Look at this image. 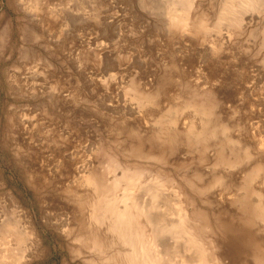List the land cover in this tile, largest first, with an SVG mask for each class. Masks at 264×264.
<instances>
[{
  "label": "rangeland",
  "instance_id": "1",
  "mask_svg": "<svg viewBox=\"0 0 264 264\" xmlns=\"http://www.w3.org/2000/svg\"><path fill=\"white\" fill-rule=\"evenodd\" d=\"M32 1L0 0V260L127 264L92 218L129 195L181 211L168 259L264 264V0Z\"/></svg>",
  "mask_w": 264,
  "mask_h": 264
},
{
  "label": "bare ground",
  "instance_id": "2",
  "mask_svg": "<svg viewBox=\"0 0 264 264\" xmlns=\"http://www.w3.org/2000/svg\"><path fill=\"white\" fill-rule=\"evenodd\" d=\"M34 1V2H33ZM32 2L37 6L38 2H40V0H33ZM181 2L183 0H180ZM179 1V2H180ZM186 1V0H184ZM177 0H173L171 1V3L168 4V14L167 16L172 17V14L174 15L176 13L175 8L177 7ZM244 2V1H242ZM244 4V3H243ZM241 3V6L243 5ZM34 5V6H35ZM180 5V4H178ZM33 6V7H34ZM41 6V4H40ZM44 6V5H43ZM228 6V5H227ZM244 6V5H243ZM32 7V8H33ZM245 7V6H244ZM182 8V7H181ZM228 8V7H227ZM166 9V8H165ZM227 11V10H226ZM230 11V10H229ZM180 11H178L176 13V16L179 15L178 13H180ZM182 15V12L180 14V16ZM179 16V17H180ZM178 17V16H177ZM175 16L174 19L175 20ZM183 18V17H180ZM170 19V18H169ZM178 19V18H176ZM180 20V19H179ZM185 20V19H184ZM183 20V21H184ZM182 22V21H181ZM186 22V21H185ZM184 22V23H185ZM186 24V23H185ZM125 179V178H124ZM130 179V178H128ZM136 179V178H135ZM92 181L94 182V179H92ZM130 181V180H129ZM118 183V180L115 181V183ZM133 182V181H132ZM137 182V181H136ZM135 182V183H136ZM90 184L91 181L89 182ZM116 183V184H117ZM131 183V182H130ZM89 184V185H90ZM114 184V182H113ZM127 184V183H126ZM132 184V183H131ZM117 186V185H116ZM128 188L130 186L129 182H128ZM132 186V185H131ZM134 186V185H133ZM96 188V187H95ZM153 192V191H152ZM154 193V192H153ZM130 194V193H128ZM152 194V193H151ZM153 195V194H152ZM157 195V194H156ZM155 195V196H156ZM129 195H124L121 198H117L115 200L110 199V200H104V202L100 203V205H97L93 208L94 214L95 216L92 218L94 224L96 225V227H105V230L103 229V234L105 236L110 235V238L114 239L116 244L124 247V251L122 252V256L124 257L125 261L127 262V264H203L204 262L202 260H200V257H196L197 255H194L193 253V257L189 260H177V262H175L172 257H174V255L176 256V252H172L170 253V257L168 259V254L165 253L166 250L161 251L159 250V248L162 246L160 245V237L163 235H167L168 233L174 234L176 231H178V229L183 228V225L181 226L182 222H183V215L181 214V211L178 210V213L176 216V223H167L166 221H163V219H161V217H155L152 218V214L150 215V211H149V207L146 206L145 203H143L144 201L146 202V200H144L141 205H139L135 200L136 199H132L131 197H128ZM135 197V196H134ZM155 198V197H154ZM157 199V198H156ZM100 200V199H99ZM143 200V199H142ZM158 200V199H157ZM156 201V200H155ZM140 203V202H139ZM95 205V204H94ZM155 205V204H154ZM153 203L150 206H154ZM158 206V205H157ZM156 207V206H154ZM152 209V207H151ZM155 209V208H154ZM179 209V208H178ZM151 212H153V210H151ZM176 212V211H175ZM171 213V214H175ZM155 213V212H154ZM170 214V213H169ZM154 215V214H153ZM168 215V214H167ZM163 216V215H160ZM169 216V215H168ZM172 216V215H171ZM9 218V217H8ZM10 219V218H9ZM1 221L4 220L3 218L0 219ZM8 220V219H7ZM15 220V219H14ZM144 221V224H143ZM170 221V219H169ZM3 223V222H2ZM10 225L12 226L11 222L7 221L3 224L2 228H0V233L6 235L8 234L7 230H9ZM147 225H152L154 226V229H152V231L150 232V236L152 237L150 240H152V242L149 243V239L145 240L143 235V231L146 228ZM185 226V225H184ZM15 227V226H14ZM16 228V227H15ZM12 229V228H11ZM10 229V230H11ZM101 229V228H100ZM146 230V229H145ZM151 230V229H150ZM181 230V229H180ZM186 230V229H185ZM15 231V230H14ZM12 231V232H14ZM182 231H184V229H182ZM7 232V233H6ZM11 232V231H10ZM9 232V233H10ZM187 232V231H186ZM18 233V232H17ZM12 234V233H11ZM15 234V233H14ZM21 234V233H19ZM19 234H15L13 236H15V239L18 241L21 240V238L24 236L21 234L22 237H20ZM102 234V233H101ZM146 234V233H145ZM180 234V233H179ZM183 236L185 234H182ZM181 235V238L183 237ZM180 237V235L178 236ZM1 238V237H0ZM5 238V237H3ZM8 238V237H6ZM12 237H9V239ZM22 238V239H23ZM168 238V237H167ZM2 239V238H1ZM13 239V238H12ZM12 239H10L12 241ZM95 239V238H94ZM193 239V238H192ZM191 239V240H192ZM188 240V239H187ZM190 240V241H191ZM14 241V240H13ZM178 241V240H177ZM189 241V240H188ZM2 242V240H1ZM16 242V241H15ZM22 242V240H21ZM19 242V243H21ZM113 242V241H112ZM183 242V241H182ZM185 242V241H184ZM192 242V241H191ZM94 243L96 244L97 241L94 240ZM194 243V242H193ZM193 243H190L191 245ZM22 244V243H21ZM180 244V243H179ZM185 244V243H184ZM184 244H181L184 246ZM5 245V243H4ZM20 245V244H19ZM97 245V244H96ZM97 251L100 252V247L98 248V246H96ZM140 245L139 248H137V246ZM180 245V246H181ZM1 246V245H0ZM9 246V245H8ZM15 246V243H14ZM18 246V245H17ZM179 246V249H180ZM190 245L188 244V247ZM163 247V246H162ZM161 247V248H162ZM187 247V248H188ZM191 247V246H190ZM7 248V247H6ZM9 248V247H8ZM157 248V249H156ZM160 248V249H161ZM1 249H4L6 251V249L3 247ZM11 249V246L10 248ZM15 249V248H14ZM13 249V250H14ZM19 248H16V250ZM122 249V250H123ZM169 249V248H168ZM172 249V248H170ZM169 249V250H170ZM177 249V248H176ZM190 249V248H188ZM22 250V249H21ZM174 250V249H173ZM181 250V249H180ZM1 251V250H0ZM8 251V250H7ZM19 251V250H18ZM179 251V250H178ZM177 251V252H178ZM192 251V250H191ZM4 252V251H3ZM10 252V251H9ZM103 252V251H102ZM1 253V252H0ZM20 253H26L24 252V249L22 252ZM188 253V252H186ZM197 253V252H196ZM4 254V253H3ZM200 254V253H199ZM7 256V254H4ZM26 255V254H25ZM117 255H121L119 251H117ZM201 255V254H200ZM0 256H3L2 253ZM18 256V255H16ZM195 256V257H194ZM199 256V255H198ZM14 257V256H13ZM26 257V256H25ZM8 258V257H7ZM21 258V257H20ZM175 258V257H174ZM182 258V257H181ZM5 259V257H4ZM176 259V258H175ZM189 259V258H188ZM204 259V258H203ZM10 260V259H9ZM5 260H0V264H3ZM6 262V261H5ZM9 262V261H8ZM7 262V263H8ZM21 262V261H20ZM125 262V263H126ZM11 263V262H10ZM15 263V262H14ZM5 264V263H4ZM97 264V263H96ZM207 264V263H206Z\"/></svg>",
  "mask_w": 264,
  "mask_h": 264
}]
</instances>
